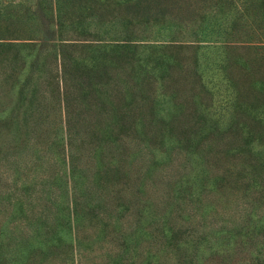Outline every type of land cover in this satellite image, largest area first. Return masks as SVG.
I'll return each instance as SVG.
<instances>
[{
    "label": "trees",
    "instance_id": "trees-1",
    "mask_svg": "<svg viewBox=\"0 0 264 264\" xmlns=\"http://www.w3.org/2000/svg\"><path fill=\"white\" fill-rule=\"evenodd\" d=\"M0 66V264H264V0H0Z\"/></svg>",
    "mask_w": 264,
    "mask_h": 264
},
{
    "label": "rangeland",
    "instance_id": "rangeland-1",
    "mask_svg": "<svg viewBox=\"0 0 264 264\" xmlns=\"http://www.w3.org/2000/svg\"><path fill=\"white\" fill-rule=\"evenodd\" d=\"M15 3L20 2L23 5H28L31 6L32 5V0H14ZM91 20V19H90ZM89 20V21H90ZM89 25H92V22H88ZM100 28L96 29L99 32V37L102 36V38L104 39H108L106 38L107 35L110 33L109 26H99ZM88 28L91 29V31L94 30V26H89ZM1 68V66H0ZM8 73V72H6ZM3 71L0 69V78L3 77ZM12 98V95L11 97ZM155 163H158V159H162L160 155L155 156ZM211 189V188H210ZM205 196H203L202 198H200L201 201V208L196 211L193 207V205H188L186 206V212H181L179 214V223L182 222V220L186 219V215H189V219L192 222H196L197 220H202L203 222H208V223H204L205 225V230L203 232V234L205 236H207V238H211L212 240H218V244L220 242V240L224 239L225 234H218V232H220V230L218 231V228H213L209 231V225H219L220 222H224L227 220L228 216L230 214L225 213L227 210L229 209H234V207H237V205L239 204L240 201V194L237 190L234 189H226L225 191H221L220 193H215L214 190H209V193L205 192ZM197 197H193L192 199H196ZM206 204L208 205L206 207ZM188 207L192 210L189 213ZM256 209V208H254ZM217 213V215H214V213ZM261 212V211H260ZM230 219V218H229ZM231 221V220H229ZM203 222H201L203 224ZM231 224H227V227H224L225 230H229L227 228H230ZM183 229V227H182ZM181 229V230H182ZM227 245H229L228 247H226L227 250H225L226 253L230 252V248L232 249L231 251L235 252V255H233V259H234V264H245V260H243L242 262H239L236 260L237 259H242L243 257L246 256V252L243 253H238V248H239V243L237 240H234L232 242H226ZM220 245V244H219ZM219 245H215V246H219ZM205 252V251H204ZM247 259V258H246ZM247 264V263H246Z\"/></svg>",
    "mask_w": 264,
    "mask_h": 264
}]
</instances>
